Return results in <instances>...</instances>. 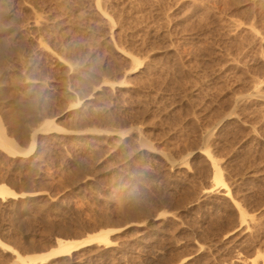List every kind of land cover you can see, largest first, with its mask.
<instances>
[{
  "label": "rangeland",
  "instance_id": "obj_1",
  "mask_svg": "<svg viewBox=\"0 0 264 264\" xmlns=\"http://www.w3.org/2000/svg\"><path fill=\"white\" fill-rule=\"evenodd\" d=\"M0 120L22 148L66 131L0 148V183L60 194L0 199L22 256L120 229L47 264H264V0H0Z\"/></svg>",
  "mask_w": 264,
  "mask_h": 264
},
{
  "label": "bare ground",
  "instance_id": "obj_2",
  "mask_svg": "<svg viewBox=\"0 0 264 264\" xmlns=\"http://www.w3.org/2000/svg\"><path fill=\"white\" fill-rule=\"evenodd\" d=\"M122 54H124L126 57L132 59L133 61V67L130 71L135 70L141 63L137 58L132 56L131 54L121 51ZM124 82H120L118 85H122ZM81 104V101H78L76 104L72 105L71 107H78ZM8 121L12 128L14 130L18 129V119L17 116L14 113V110H10L8 113ZM53 128L56 132H63L66 131L61 129L59 126H57L53 121H46L42 128L34 130L32 137H31V143L28 146V148H21L18 143L13 139L11 136H9L5 124L0 120V148L5 151L10 156H23L27 157L34 153L36 149V138L38 133H48L46 129ZM124 135V134H123ZM203 155L209 160L210 165L212 167V180L214 182V186L210 188L209 190H206V193H214L219 191V189L225 190V195L230 196V189L226 185L223 179L222 172L219 168L218 163L216 160L211 156L208 150L202 151ZM28 195H36L34 194H25L21 193L18 195L17 192L9 188L6 184L0 183V199L2 201H9L11 199H19V198H25ZM235 207L237 208L239 212V218L242 223L246 221L247 213L242 209L239 203H237L234 199H231ZM120 231V229H105L100 230L96 233H93L91 235L86 236L83 239H58L56 241V247L51 248L47 252L39 253V254H33L29 256H22L19 254L13 247L10 245L2 242L0 240V247L4 249L7 252L12 253L15 255L16 262H19L20 264H47L51 261L60 258V257H66V256H72L74 253L85 249L89 246H92L94 244L100 245L103 247H110L113 245V242L111 241L110 236L116 232Z\"/></svg>",
  "mask_w": 264,
  "mask_h": 264
},
{
  "label": "trees",
  "instance_id": "obj_3",
  "mask_svg": "<svg viewBox=\"0 0 264 264\" xmlns=\"http://www.w3.org/2000/svg\"><path fill=\"white\" fill-rule=\"evenodd\" d=\"M87 102V101H85ZM75 136H71V138H74ZM40 151V147H38V149L36 150L35 154H38V152ZM84 168V167H82ZM24 181H26V178H23ZM37 186L35 188H31L29 185L23 187V188H14L13 190L17 193H42L41 195L38 196H27L25 198H19V199H11L9 201H7L6 203H14L15 205H22V204H28V205H33L34 203H42V204H47L51 202L52 198L57 197L60 194H57V192H55L56 187H51V182H53V180H46V181H37ZM41 182V183H39ZM49 193V194H47ZM64 193V191L62 192ZM68 192H65L64 194H62L59 199H61L62 197H64ZM55 205V203H51L50 206Z\"/></svg>",
  "mask_w": 264,
  "mask_h": 264
},
{
  "label": "water",
  "instance_id": "obj_4",
  "mask_svg": "<svg viewBox=\"0 0 264 264\" xmlns=\"http://www.w3.org/2000/svg\"><path fill=\"white\" fill-rule=\"evenodd\" d=\"M47 131H49V132H51V131H53V128H50V129H46ZM40 133V132H39ZM22 148V147H21ZM21 193H18V195H20ZM25 194H31V193H25ZM55 247H56V245H55Z\"/></svg>",
  "mask_w": 264,
  "mask_h": 264
}]
</instances>
